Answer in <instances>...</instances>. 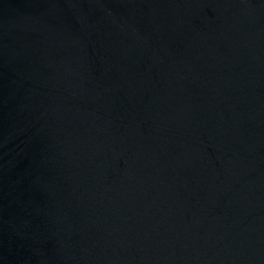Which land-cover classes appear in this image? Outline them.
Returning a JSON list of instances; mask_svg holds the SVG:
<instances>
[{
	"label": "water",
	"instance_id": "water-1",
	"mask_svg": "<svg viewBox=\"0 0 264 264\" xmlns=\"http://www.w3.org/2000/svg\"><path fill=\"white\" fill-rule=\"evenodd\" d=\"M0 264H264V0H0Z\"/></svg>",
	"mask_w": 264,
	"mask_h": 264
}]
</instances>
